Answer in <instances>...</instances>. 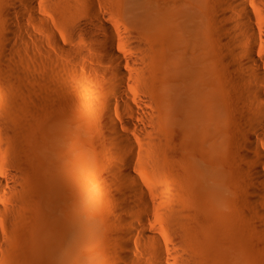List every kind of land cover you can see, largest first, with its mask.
I'll return each mask as SVG.
<instances>
[{"label": "bare ground", "instance_id": "bare-ground-1", "mask_svg": "<svg viewBox=\"0 0 264 264\" xmlns=\"http://www.w3.org/2000/svg\"><path fill=\"white\" fill-rule=\"evenodd\" d=\"M111 2L0 0V264H241L212 235L264 218V0Z\"/></svg>", "mask_w": 264, "mask_h": 264}, {"label": "rangeland", "instance_id": "rangeland-1", "mask_svg": "<svg viewBox=\"0 0 264 264\" xmlns=\"http://www.w3.org/2000/svg\"><path fill=\"white\" fill-rule=\"evenodd\" d=\"M113 2H111L110 3V5H109V7H108V18H109V21L111 22V24H114L115 26H118L119 28L121 27H123V26H125V27H127L128 26V22L125 20V15H124V11H123V9H122V7H121V5L120 4H118V2H116V0H112ZM87 10V9H86ZM47 12L49 13V22H50V26L48 27V28H46L42 23H39V22H37V21H34V20H28V22H27V25H28V30H29V32L32 34V36L33 35H35V36H37L39 39H40V43H34V42H30L29 43V41H28V52H27V55L26 56H24L25 58H26V64L25 65H27V68H30L29 70H36V71H38V70H40L41 69V66L43 65V64H45V65H47L48 63L47 62H45L46 61V59L44 58V60H43V58H41V57H39L41 54V52H44L45 54L46 53H50V54H54V53H59V51L57 50V48L56 47H53V46H51L50 44H48V42L46 41V38L48 37V35H50V34H53V35H56V36H58V38L60 39V42H61V38H60V34H62V33H65L66 32V25L63 23V21H62V19L58 16V14H57V12L54 10V8H52V7H49V8H47ZM48 20V19H47ZM125 24V25H124ZM124 27V28H125ZM123 29V28H122ZM1 42V41H0ZM75 43H77V41H75ZM3 44L2 43H0V48L1 49H3L2 46ZM60 46H62V45H60ZM63 47V46H62ZM2 52V51H1ZM1 54V53H0ZM2 55V54H1ZM0 55V56H1ZM28 56V57H27ZM42 56V55H41ZM63 57L61 58V61L62 60H64L65 58H66V56L65 55H62ZM41 58V59H40ZM2 57H1V61H2ZM28 59V60H27ZM40 59V60H39ZM39 60V61H38ZM67 61H69L70 59H66ZM44 61V62H43ZM35 62H36V64H35ZM39 62H41L42 64H40ZM49 62V61H48ZM33 63V64H32ZM38 64V65H37ZM40 64V65H39ZM3 65V64H2ZM2 65H1V62H0V67H2ZM32 65H33V68H31L32 67ZM31 66V67H30ZM36 66V67H35ZM37 66H40V68L38 69L37 68ZM26 67V66H25ZM1 69V68H0ZM2 70V69H1ZM1 70H0V72H1ZM2 75L0 74V106H1V104L3 103L4 104V98H2V94H5V92L3 93L2 91H4V89H3V86H2V84H1V82H2V77H1ZM21 77V79H20V81L21 80H23V81H21L20 83L21 84H19V85H21L22 87H19V89L17 90H13L12 91V89H11V94H13V96H18V98L20 99V102H22L23 104H26V103H30L29 101L30 100H28L27 99V95H28V91H29V89H28V91H27V88H30L31 87V85L28 83V77H26V75L24 74H21L20 76H19V78ZM24 82V83H23ZM24 85V86H23ZM29 86V87H28ZM26 87V88H25ZM23 88V89H22ZM13 89H15L14 87H13ZM26 90V91H25ZM22 91V92H21ZM19 94H18V93ZM17 93V94H16ZM21 93H23V94H21ZM27 94V95H26ZM29 94H30V92H29ZM6 95V94H5ZM21 95V96H20ZM4 96V95H3ZM30 96V95H29ZM15 97V98H16ZM25 97V98H24ZM18 99V100H19ZM2 100V101H1ZM4 101V102H3ZM24 101V102H23ZM3 106H5V105H2V107ZM5 108H6V106H5ZM2 110H4V107L3 108H1ZM4 112H6V111H4ZM225 157V159H226V157H228V156H224ZM229 157H231V156H229ZM227 158V160L229 161V159L230 158ZM224 158H223V160H222V163H224V160H225ZM231 159H232V157H231ZM235 161V160H234ZM233 161V159H232V161H229V162H226V160H225V162L226 163H228V165L226 164V165H224L225 167V171L228 173V174H232V173H235L236 171H237V173H238V170H237V168H236V162H234ZM226 166H227V168H229L231 171H229V169H228V171H227V168H226ZM229 166V167H228ZM98 168V167H97ZM97 168H94V170L95 169H97ZM232 168V169H231ZM93 170V171H94ZM97 171V170H96ZM94 173H98V172H95L94 171ZM236 173V174H237ZM227 174V175H228ZM235 174V175H236ZM233 175V174H232ZM231 175V177L234 179V177H237L238 178V176H235V175H233L232 176ZM230 177V176H229ZM232 178H230L231 180H233ZM229 179V178H228ZM227 179V180H228ZM229 179V180H230ZM230 180V181H231ZM235 180H237L236 178L234 179V185H236V184H238V182H236V184H235ZM237 181H240V180H237ZM240 183H241V181H240ZM240 186H242V183L240 184ZM237 187V186H236ZM243 187V186H242ZM98 189L100 188V187H97ZM238 188V187H237ZM236 188V189H237ZM241 188V187H240ZM243 189V188H242ZM241 190V189H240ZM239 190V191H240ZM236 191V190H235ZM238 191V192H239ZM242 191V190H241ZM242 192H240V193H237L236 192V197H235V201H236V203H237V207L238 208H240L241 209V206H244L245 208H247L246 207V205L248 206V203H247V201L243 198V196H242V194H241ZM244 201H246L245 203H244ZM247 203V204H246ZM246 204V205H245ZM239 205V206H238ZM244 207H242V208H244ZM222 222L224 221V220H221ZM220 221V222H221ZM220 222H216V226H215V228H217V226L220 228H217V232H219V233H217L216 231H214V230H216V229H214V227H212L213 228V231L214 232H216V233H214V235H212V240L214 239V238H216V240L219 238V239H225V238H223L224 237V235L226 236V233H228V234H230L231 235V233H232V235L231 236H236L235 237V239L236 240H238L239 241V245H237V241H235V239H233V244L235 243L238 247H239V249L240 250H242V252H245L244 253V255H243V253H242V257H245L246 255H247V253H249L250 251V254H248L245 258H244V260H243V258H242V260L240 259V261H242L241 262V264H243V263H246V264H264V258H262V257H264V253H262L263 254V256H262V254H261V251H263L262 249H260L263 245H264V218L263 219H261V221H259V220H256V221H252V225H251V228H252V230H250V231H252V232H250V233H252V238L253 239H251V237H250V239H251V241L252 240H254L255 242H251V243H255L256 245H252V244H248V243H250V242H248L249 240H248V238H247V241L245 242L244 240L242 241V237H245V233L244 232H242V233H244V234H242L241 232H239L241 229H240V227H238V225L237 224H235V223H233V220H231V219H227V220H225L224 222H223V224H222V222H221V224L223 225V227L221 226V224H218L217 225V223H220ZM215 225V224H214ZM230 225H231V228L230 229H232V226L234 227L235 225H237V226H235L234 228L235 229H233L231 232H229V227H230ZM219 230V231H218ZM238 230V232H236ZM212 231V232H213ZM235 232L236 233H241V234H239V235H241V236H239L238 234V236L237 235H234L235 234ZM216 234H217V236H216ZM209 235V234H208ZM207 235V236H208ZM244 235V236H243ZM248 235H251V234H247L246 236L248 237ZM209 237H210V235H209ZM227 237H230V236H227ZM232 238V237H231ZM208 239V238H207ZM218 239V240H219ZM221 239V240H222ZM239 239H241V240H239ZM243 239H245L246 240V237L245 238H243ZM205 240H206V238H205ZM204 240V242H206ZM209 240V239H208ZM215 240V239H214ZM213 240V241H214ZM241 246V247H240ZM248 246H250V248L248 247ZM252 246V247H251ZM261 246V247H260ZM237 247V248H238ZM260 247V248H259ZM259 248V249H258ZM262 248H264V246L262 247ZM246 249V250H245ZM249 249H251V250H249ZM249 250V251H248ZM259 250H261V251H259ZM248 251V252H247ZM247 252V253H246ZM264 252V251H263ZM246 259L248 260L247 262H246Z\"/></svg>", "mask_w": 264, "mask_h": 264}]
</instances>
